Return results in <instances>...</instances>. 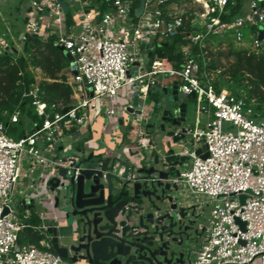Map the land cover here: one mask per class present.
Returning a JSON list of instances; mask_svg holds the SVG:
<instances>
[{
  "label": "built area",
  "instance_id": "2783aa9c",
  "mask_svg": "<svg viewBox=\"0 0 264 264\" xmlns=\"http://www.w3.org/2000/svg\"><path fill=\"white\" fill-rule=\"evenodd\" d=\"M60 1L32 0L30 23L22 40L33 35L43 39L57 35V44L70 58L64 74L73 89L75 104L65 112L54 111L56 105L50 106L44 99L37 70V81L24 96L32 99L38 115L43 117L42 124H35L21 137L11 134L10 124L24 119L21 108L14 111L10 123L0 122V264L65 263L53 250L20 242V233L33 213L29 208L20 213L12 205V193L25 180L46 192V180L64 157L68 166L78 161L65 154V141L73 138L74 129L102 113L101 99H116L121 88L136 84L141 86L137 95L146 99L150 80L153 82L156 75L176 78L185 95H195L199 111L213 109V117L205 127L197 122L190 130L195 145L203 142L206 151L199 154L198 148H186L187 165L180 174L193 193L215 199L210 224L193 264H264V109H257L254 100L248 103L243 96L218 91L205 56L200 60L186 51L184 63L177 68L166 66L163 59L151 60L148 53L182 32L186 17L178 8L188 1L206 11L202 13L205 32L188 33L193 43L203 45L208 34L231 33L238 43L245 41L246 23H264V0H252L246 17L226 21L221 15L230 0H146L143 13L137 17L132 13L133 0H64L72 12V23L67 22ZM103 4L108 8L104 10ZM189 15H193L190 26L197 27L196 16L192 12ZM259 35L260 31L250 35V48L264 53V39ZM149 44L154 46L147 51L145 45ZM0 49L8 51L11 46L0 38ZM136 63L137 69L131 71ZM104 115L115 118L116 107L108 108ZM150 140L141 126L138 146L146 148ZM204 153H208L206 158ZM79 169H70L69 174L77 175ZM242 195L246 196L244 203ZM6 206L10 209L7 214ZM240 221L245 222V228ZM36 228L50 239L45 224Z\"/></svg>",
  "mask_w": 264,
  "mask_h": 264
},
{
  "label": "water",
  "instance_id": "95a60500",
  "mask_svg": "<svg viewBox=\"0 0 264 264\" xmlns=\"http://www.w3.org/2000/svg\"><path fill=\"white\" fill-rule=\"evenodd\" d=\"M60 2L68 12L69 5ZM259 38L264 39V30ZM162 93L150 104L136 95L127 107L129 117L119 119L127 137L137 123L146 128L151 139L146 148L79 149L70 155L78 158L76 163L68 166L64 157L46 180L47 191L40 197L51 199L56 220L46 231L64 264H193V243L205 227L180 174L187 160L184 150L190 149L185 143L192 129L190 105L196 99L177 82ZM206 149L203 144L197 153ZM76 168L79 174H69ZM9 210L6 206L4 213Z\"/></svg>",
  "mask_w": 264,
  "mask_h": 264
},
{
  "label": "trees",
  "instance_id": "16d2710c",
  "mask_svg": "<svg viewBox=\"0 0 264 264\" xmlns=\"http://www.w3.org/2000/svg\"><path fill=\"white\" fill-rule=\"evenodd\" d=\"M140 2L141 0H133L132 13L135 17H137L136 10ZM102 7L104 10L108 8L106 4ZM242 7L243 0H230L225 12L221 15L222 20L237 18L242 14ZM216 14L213 13V15ZM66 16L68 23H72V12H66ZM184 16L186 23L182 32L172 41L155 45L152 50H149L151 57L158 54L166 66L179 68L185 61L186 54L183 48L190 45L191 53L198 59L202 60V56L206 57L207 68L212 74L214 86L218 91L223 89L219 81L225 78L233 94L245 97L248 103L254 100L257 109H264V53H256L250 47H236L235 36L229 33L223 34L226 35L225 39H222L221 35L208 34L203 40V45L193 43L188 33L190 31L205 32V30L190 26L193 15L185 14ZM261 30L264 28L251 26L253 33ZM248 37L249 34H247ZM69 64L70 58L57 44L55 34L46 39L36 35L28 36L24 41L22 53L18 48L13 47L8 51H0V122L10 123L14 111L21 108L23 116L26 112L35 124L38 126L42 124L43 117L38 115L32 99L24 96L29 86L37 81V70H40L42 74L39 83L45 90L44 99L50 106L56 105L54 111L65 112L72 108L75 104L74 92L64 74ZM21 123L22 121L10 124L9 132L17 137L24 136L27 132L19 131ZM26 223L27 225L20 233V242L33 243L40 248L54 251L52 245H48L45 233L36 228L41 225V222L33 215Z\"/></svg>",
  "mask_w": 264,
  "mask_h": 264
},
{
  "label": "crops",
  "instance_id": "0c3cea01",
  "mask_svg": "<svg viewBox=\"0 0 264 264\" xmlns=\"http://www.w3.org/2000/svg\"><path fill=\"white\" fill-rule=\"evenodd\" d=\"M249 10L250 8L247 10V5H246L245 9H243L242 14L240 16L246 17L247 14L249 13ZM66 20H67V16H66ZM251 26H252L251 23H248V25L246 23V25L244 26V32L246 35V39H245L246 44H247V34H249V37L252 34L254 35V33L251 31ZM152 46L154 45H150V44L147 46L145 45V50L148 51L149 49H151ZM154 59H162V57L156 54L155 57L153 58L151 57V60ZM153 78H155L153 82L152 80H150L151 86L147 98L144 99L140 97L142 104L143 103L150 104V102L157 101L161 96H163L162 88L173 86L176 82L178 83L176 78L169 77L167 75L165 76L156 75ZM137 93L138 92L135 91L130 94L129 90L128 91H124V89L119 90L116 99L109 98L111 102L117 101L118 105L120 106L119 108L121 110L119 111V113H117V116L113 119L108 118L111 121L107 123L105 122L106 116L101 113L100 115L90 120L85 126L81 127L80 129H74L73 132L74 136L71 139H74L80 145L84 140H86L89 137L91 138L94 137L95 140L100 141L102 135L103 141L105 142V146H100V148H96V149H100L102 151L106 149L110 150L123 146L125 147V150L127 152L129 151V149L136 151L139 147L135 138L133 137L132 134L127 137V135L122 132L119 119L120 118L127 119L129 117L127 107H129L132 104ZM188 97L196 98L194 96H188ZM195 103H196L197 117L195 124L192 125V128L195 127L197 122H199L198 126L205 127V125L202 126L201 115L204 112L209 113L211 109H208L206 107L204 110L199 111L197 101ZM148 108L150 107L148 106ZM108 127L111 128L110 131L105 132L104 129ZM83 128L86 129L87 133H84V136H81V134H83L82 133ZM91 149L93 148L91 147L86 150L90 151ZM186 165H187V161L185 162L181 170H183L186 167ZM41 193H43V191L38 190L31 180L21 181L19 185H17V187L15 188L14 192L12 193V197H11L12 205L18 208L19 211L20 210L24 211L25 208L31 209L36 219H38L41 222V224H45L47 227L51 225H56V220L54 219L55 215H54L53 202L51 201V199H46V200L42 199L40 197ZM199 224L202 227H205V231H206V228L210 224V214L209 216H207V223L203 222L201 218ZM45 232L47 233L46 230ZM204 236H205V232H203L202 236L196 242L193 243V246L195 248L193 257H195L196 251L198 250L202 237ZM48 242L51 244V238L49 240L47 238V243Z\"/></svg>",
  "mask_w": 264,
  "mask_h": 264
},
{
  "label": "rangeland",
  "instance_id": "374dc122",
  "mask_svg": "<svg viewBox=\"0 0 264 264\" xmlns=\"http://www.w3.org/2000/svg\"><path fill=\"white\" fill-rule=\"evenodd\" d=\"M252 0H243V7L242 9H245V6L247 5V10L250 8ZM32 0H0V38L2 40H6L7 43L13 47L18 48L20 50V53H22L24 49V41L22 40L23 34L27 31L29 23H30V12L32 11ZM178 11L180 13H188L191 12L194 13L196 16V22L198 24L197 28L200 30L202 28V22L205 20V17L202 16V13L206 12L205 9L198 3L188 1L186 4L181 5L178 8ZM53 26H56V24H52ZM46 28V24L44 26ZM262 29L264 28V23H259V26ZM227 34V33H224ZM231 34V33H229ZM221 34V38L225 39L226 35ZM236 47H251V39L250 37L247 38V44L246 41H243L241 43H238L235 41ZM191 51V49L185 48L183 51ZM1 51V49H0ZM40 71V70H39ZM37 73V72H36ZM41 79H42V74ZM163 76V75H161ZM165 76V75H164ZM220 85L223 87L222 90H227L232 93L231 89L228 87L227 80L225 78H222L220 81ZM124 91H130V94L133 92H139L141 90V86L139 84L136 85H130L125 86L121 88L120 90ZM242 91V90H240ZM103 106H102V114L104 115L106 110L110 107H116L117 113L121 110L118 105V102H111L108 97H103L101 99ZM58 104H61V102L56 101ZM24 120L21 124H19V131H25L30 132L32 131L35 121L29 117V115L25 112L24 113ZM197 117L196 112V103H193L190 105V115H189V123L191 125L195 124ZM213 117V109L210 110L209 113H202L201 119H202V126L206 125L208 121L211 120ZM111 120L105 117V122L109 123ZM139 126L140 123H137L135 128L133 129L132 135L135 138L136 142L139 139ZM110 127L104 129L105 132L110 131ZM81 136H84V133H87L86 129H82ZM15 136V135H14ZM101 140H95L94 137H89L86 140H84L80 145L71 138H67L65 141V154L67 156L74 155L78 152L79 149L86 150L88 148H100V146H105V142L103 141V136L101 135ZM187 145H190L191 149H197L200 148L203 145V142L198 143L195 145L193 142L192 136L189 135L187 141L185 142ZM90 151H87L89 153ZM185 186L189 197L192 199V201L198 206V211L201 214V218L203 222L207 223V216H209L212 207L215 204V199L213 197H206L200 194L193 193L190 189L187 188L186 184L183 183ZM23 210H20V213H22Z\"/></svg>",
  "mask_w": 264,
  "mask_h": 264
}]
</instances>
